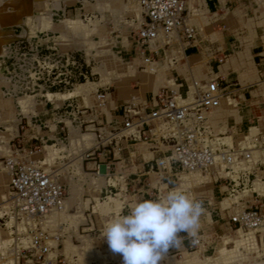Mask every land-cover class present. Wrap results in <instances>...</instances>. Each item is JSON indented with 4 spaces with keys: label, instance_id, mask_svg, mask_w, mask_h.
Returning a JSON list of instances; mask_svg holds the SVG:
<instances>
[{
    "label": "rangeland",
    "instance_id": "1",
    "mask_svg": "<svg viewBox=\"0 0 264 264\" xmlns=\"http://www.w3.org/2000/svg\"><path fill=\"white\" fill-rule=\"evenodd\" d=\"M64 1L0 0V264H123L122 255L113 253L106 238L103 237L104 225L118 216L111 214V212H104L98 206L95 209L97 200H105L104 195L116 191L122 193L123 187L121 189L112 188L111 192H104L101 189L105 182L103 178L99 190L96 191L95 181L92 180L96 176V172L99 171L97 163L100 162L98 159L100 155H97L96 152H99L102 146L97 143L94 132L102 124L95 120L100 121V109L96 106V103L99 104V102H97L95 93L89 95V91L97 85V81L105 80L101 84L105 86L106 90L112 91L114 86L115 89L119 88L123 92L121 96L123 100L129 99L131 95L143 97L146 86L141 84L139 80L147 81L150 76L147 73L148 68L143 72L137 67L140 61L135 50L140 43L134 38L137 27H134L133 10L137 8L139 11V8L137 4H129V2H126L124 7L119 10L116 7H105L100 11V6H94L85 10L89 11L90 14L84 12V16H82L79 14L71 15L69 12L59 10L57 6V9H51L49 20L54 22L68 21L74 24L72 29L68 33L60 34L56 31L40 28V24L47 23L43 18V12L46 8L54 6L52 4L54 2L61 3ZM89 1L92 2L93 0ZM66 2L79 4V0H66ZM69 17H78L82 20H70ZM82 21L88 23L89 27L83 25ZM114 22L116 23L113 25ZM20 32L21 36L14 38V33ZM9 38L13 39L9 40ZM21 38L22 42H19L20 45L18 46L24 43L19 51L25 52V58H22L25 64L32 57L31 53L35 51L43 55L61 50V43L73 44L71 49L82 54L88 62V66L99 68L103 78L100 73L99 77L97 74H92L88 81L81 80V83H77L64 91H56L54 88L47 90L39 88L35 84L34 74L31 73V70L25 71L28 67L23 65L24 70L20 71L16 64H13L12 56L8 57V55H12L15 40ZM26 39L35 42L37 47L29 50L26 46ZM12 65H14L13 69ZM8 70L9 72H7ZM36 82L40 83L41 80L36 79ZM173 82L170 79L168 84ZM81 85L86 89L89 88L82 92L85 94L84 104L87 107L86 111H82V116L71 121V116L63 114V107L59 109L61 114L50 113L51 104L47 102L48 99L58 104L62 98L79 93L77 87ZM228 100V107L235 103L234 100ZM110 102L113 101L108 100L107 97L105 106H102L101 110L107 118L110 115L109 109L113 106V103ZM92 104L96 107V113ZM41 106H44L48 111L46 116L41 117L40 121L38 116L33 115L38 113H36L37 108ZM90 112L95 113L93 125L90 124L91 121L87 120L93 114ZM257 126L264 128V124ZM8 127L15 129L13 134L10 135L9 132L11 131ZM103 127L106 129L105 126ZM263 130L261 129V132ZM91 132L93 134L82 136L84 133ZM125 132L124 130L120 133ZM257 132L258 130L251 132L244 125L236 140L241 139L246 134L255 135ZM120 133L117 134L121 142L118 144L120 150L115 153L113 158L114 161H118L110 162L105 167L106 172H114L115 184L121 183L122 185L126 176L125 172L135 171L136 167L140 165L139 156L142 155L144 158L150 156L148 151L150 146L141 140L125 139L119 135ZM20 137L22 139H19ZM230 138L226 137V140L229 141ZM29 149L32 152H28ZM157 153L158 155H168V152L162 147L158 148ZM109 154L111 155V152ZM255 154L254 152L253 160L256 158ZM15 155L29 157L46 170L53 171L64 184V208L50 212L40 224V229L47 234L45 239L47 250L43 252H36L35 250L20 252L19 250L27 245L28 240L25 238L21 240L22 242L17 241L9 227L10 221L7 215H11L13 209L8 192V170L4 165V158ZM80 155V160H77ZM153 170L151 173H147L149 180L160 175L167 182V187L175 184L177 178L174 172L179 170L172 168L171 172H163L161 167L155 166H153ZM181 174L201 177L200 171L188 172L183 170ZM149 186L153 189L155 199L167 194V189L161 190L151 182ZM210 187L211 179L210 181H200L192 186V197L201 201L206 210H211L214 206L213 200L206 197L210 193ZM253 189H255L254 186ZM240 195L242 193L236 196L222 195L229 204V214L231 210L243 206V203L237 202V197ZM206 198L211 200V203H207ZM120 210L122 215L125 210L123 207H120ZM215 217L217 216L214 215L213 218ZM230 225L233 230H230L229 233L234 236L237 234L234 229L238 226ZM17 229L22 228L18 225ZM238 233L240 235L239 240L223 241L222 237L220 243L214 245L212 236L203 232L202 241L198 244V248L202 251L204 245L210 246V249L202 251L203 256H210L205 259L206 263L263 264L264 228H240ZM252 236L257 239L251 242ZM259 240H261V244L256 243ZM222 244L228 248L232 246V250H223L220 255L217 254L218 256H216V250ZM195 248L197 247H190L188 250ZM171 263V260L167 261V264ZM175 263L178 264V262Z\"/></svg>",
    "mask_w": 264,
    "mask_h": 264
},
{
    "label": "crops",
    "instance_id": "2",
    "mask_svg": "<svg viewBox=\"0 0 264 264\" xmlns=\"http://www.w3.org/2000/svg\"><path fill=\"white\" fill-rule=\"evenodd\" d=\"M126 2L137 4V0H93L92 2L79 0V4L66 2V0L61 3L54 2L52 3L54 6L47 7L43 12L44 14L42 13L47 23L40 24L39 27L56 31L60 34L68 33L72 29L74 24L72 23V25L68 21L54 22L49 20L51 9H57V6L59 10L69 12L71 15L79 14L84 16V12L90 14L89 11L85 10L94 6H100V11L105 7H116L119 10L124 7ZM184 12L186 20L195 28L194 38L190 42H186L178 31H174L164 37L159 34L153 42L145 46H142L139 42L140 44L136 47L135 52L140 61L137 66L138 70L145 71L148 68V72H146L150 76L147 81L139 80L141 84L146 86H144L146 88L144 94L148 95L155 92L159 87L167 85L170 79L182 81L181 90H184L191 78H220L222 97H220V104L212 112L214 130L225 131L226 136H231L230 139L232 141H238L236 137L244 125L251 132H256L257 130L261 132V129L264 128L257 125L264 124V0H185ZM133 14L135 17L134 27H137L140 22V12L138 14V9L134 8ZM69 18L70 20H82L78 17ZM115 23L112 24L114 25ZM82 24L88 25L84 21H82ZM19 36H21V32L14 33V38ZM11 39L9 38V40ZM60 46L61 50H65L71 49L73 44L61 43ZM141 50H143V54L149 56L150 62L143 60ZM85 51L88 53L86 49ZM149 67H152V69ZM90 69L92 74H97L99 77V68L90 66ZM100 75L101 77L103 76L101 73ZM104 81H97V85L90 89L89 95L105 88L101 84ZM77 89L79 93L62 98L58 104L48 99L47 102L51 104L50 113H59V109L70 101L78 108V112H72L73 116L71 118L82 116V111L87 110L84 104L85 94L82 92L89 88L86 89L81 85ZM122 95L123 92L119 88L115 89V86L112 91H109L108 100L113 101L110 102L111 104L113 103V106L111 105V110L109 109L110 115L108 118L104 112H101L102 106H98L96 103L97 108L100 109V121L98 119L95 120L105 126L106 131L110 129L118 131L120 128L121 121L118 104L122 100ZM228 99L234 100L235 103L228 107ZM92 107L95 111L96 107L94 104H92ZM47 111L44 106H41L37 108L36 113H38L33 116H38L41 121V117L46 116ZM92 113L90 112V114ZM95 113L87 118L92 125L94 124ZM8 129L11 131L9 132L10 135L14 133L15 129L11 127H8ZM86 134L90 135L93 133H84L82 136L84 137ZM117 134L110 139L107 138L100 147V151L96 152L97 155H100V158H98L100 162L97 163L99 171L96 172V176L92 180L93 182L95 181L96 191L99 190L103 178L105 182L101 186L102 191L111 192L112 188L121 189L122 187L123 190L122 193L116 191L112 194L104 195L106 199L97 200L95 209L98 206L104 212H111V214L119 216L121 215L120 207H123L125 212L122 215H127L130 207L139 200H163L166 197V195H161V198L155 199L153 189L149 186L150 182L154 186L157 185L161 190L167 189V193L175 189L183 191L192 197V186L194 184L200 181H210L211 179L210 193L206 197L213 200L214 206L211 210L204 209L200 217L201 227L198 232L200 237H196L199 242L193 243L192 238L188 237L186 233H179L178 235L183 238L182 245L178 248L171 247L161 264H167L168 260L172 261L171 264H177L175 262H178V264H207L205 259L210 256H203L202 251L210 249V246L204 245L202 251L198 248V244L202 241L203 232L212 236L214 245L220 243V238L222 237L223 241L229 239L232 241L239 240V228L234 229L237 233L234 236L229 233L233 229H231V223L228 220L229 204L225 201L226 198L223 199L222 197L223 194L225 195L223 181H216L212 176L202 172V179L200 176L182 175L183 171L181 170L174 172L177 179L171 187H167V182L160 175L149 180L147 173L154 171L153 166L161 167L163 172H171L173 168L166 157L167 155H158V149L152 146L148 149L150 156L146 158L142 155L139 156L140 165L136 167L135 171L129 170V172H125L124 183L122 185L121 183L115 184L113 180L114 172H106L105 166L110 162L118 161L113 160L115 153L120 150L118 144L121 142ZM19 139L22 138L20 137ZM110 152L111 155L109 154ZM80 158L81 155L77 157V160H80ZM258 173L264 175V170H259ZM118 176L121 175L118 174ZM261 184L259 178L254 179L253 186L255 190L260 191ZM237 202L242 203L239 199H237ZM207 203H211V200L207 199ZM215 208H217V211H215ZM214 215L217 217L213 218ZM254 239L257 238L252 236L250 241L252 242ZM259 241H256V243L261 244V240ZM190 247L197 248L188 250ZM231 248L232 246L228 248L224 244L220 245L216 250V256L220 255L223 250H232Z\"/></svg>",
    "mask_w": 264,
    "mask_h": 264
},
{
    "label": "built area",
    "instance_id": "3",
    "mask_svg": "<svg viewBox=\"0 0 264 264\" xmlns=\"http://www.w3.org/2000/svg\"><path fill=\"white\" fill-rule=\"evenodd\" d=\"M137 5L141 20L134 38L142 46L153 42L159 34L167 36L174 31H178L186 42L194 38L195 28L185 17V0H137ZM19 42L22 38L15 40L12 55L8 57L12 56L13 64L20 71L24 70L23 65L27 66L25 71L31 70L39 88L64 91L92 76L84 56L72 49L43 55L35 51L27 65L22 60L25 52L19 51L24 43L18 46ZM26 46L31 50L37 44L26 39ZM143 60L150 62L145 54ZM36 79L41 82L37 83ZM182 86V81H174L141 98L131 95L127 100H120V128L118 131H106L103 125L98 126L94 132L97 143L101 146L107 138L125 130L119 134L125 139L141 140L156 149L162 147L168 152V160L174 169L198 170L216 181L222 180L227 196L242 193L237 199L243 206L231 210L228 215L232 225L263 229L264 175L258 171L264 170V131L244 135L238 141L226 140L225 131L213 128L212 112L221 97L220 78H191L184 90H181ZM108 92L103 88L95 93L97 102L100 101L98 106H102ZM63 108V114L69 116L78 112L70 101ZM75 119L78 118L74 116L71 121ZM254 152L256 158L253 160ZM4 165L8 170L7 186L13 209L11 216L7 215L9 227L17 241L28 240L19 251H46L47 234L40 229V224L45 214L63 209L64 184L53 171L46 170L29 157L15 155L4 158ZM255 178L262 183L260 191L253 189ZM18 225L22 229H17ZM195 239L198 243V238Z\"/></svg>",
    "mask_w": 264,
    "mask_h": 264
},
{
    "label": "clouds",
    "instance_id": "4",
    "mask_svg": "<svg viewBox=\"0 0 264 264\" xmlns=\"http://www.w3.org/2000/svg\"><path fill=\"white\" fill-rule=\"evenodd\" d=\"M204 212L201 201L180 190H170L163 200H139L129 214L104 225L103 237L123 264H161L171 247H180L184 232L196 242Z\"/></svg>",
    "mask_w": 264,
    "mask_h": 264
},
{
    "label": "bare ground",
    "instance_id": "5",
    "mask_svg": "<svg viewBox=\"0 0 264 264\" xmlns=\"http://www.w3.org/2000/svg\"><path fill=\"white\" fill-rule=\"evenodd\" d=\"M138 14H139V11H138ZM141 20V17H140V14H139V21ZM88 81V80H87ZM86 82V81H85ZM78 83H81V82H78ZM77 84V83H76ZM76 84H74V85H76ZM107 97H109V92L106 94V97H105V99H104V102L102 103V106H105V103H106V98ZM222 97V96H221ZM220 102H221V98H220ZM220 102H219V104H220ZM99 104H100V101H99ZM245 136H249L248 134H246ZM226 137H229V136H225V138ZM231 137V136H230ZM181 171H183V170H181ZM194 171H198V170H190V171H188V172H194ZM207 174V173H206ZM254 181V180H253ZM64 208V207H63ZM60 210H62V209H60ZM55 211H59V210H55ZM49 213H47V214H45V218H46V216L48 215ZM11 216V215H10ZM44 218V219H45ZM237 228H239V227H237ZM240 229V228H239Z\"/></svg>",
    "mask_w": 264,
    "mask_h": 264
}]
</instances>
